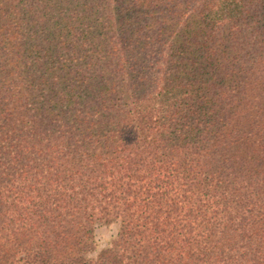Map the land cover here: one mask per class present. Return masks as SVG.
<instances>
[{"label": "trees", "instance_id": "trees-1", "mask_svg": "<svg viewBox=\"0 0 264 264\" xmlns=\"http://www.w3.org/2000/svg\"><path fill=\"white\" fill-rule=\"evenodd\" d=\"M10 181L80 197L38 240L10 231L0 264L24 244L25 264H264V0H0ZM94 200L130 219L87 257Z\"/></svg>", "mask_w": 264, "mask_h": 264}, {"label": "rangeland", "instance_id": "rangeland-1", "mask_svg": "<svg viewBox=\"0 0 264 264\" xmlns=\"http://www.w3.org/2000/svg\"><path fill=\"white\" fill-rule=\"evenodd\" d=\"M170 178V179H169ZM168 184V188L172 191H176L179 193L180 183L183 181L174 180L171 178L170 174H165L164 178ZM15 183V185H22L21 181H10L7 188L2 190L0 195V248L4 243H6L7 239L11 235L13 229L18 228L19 230L25 229L26 227L30 228L29 233L33 234V231H36L37 234L35 237H40L43 232L49 229L45 228L46 225L42 223L43 216L54 215L63 218V214L70 208H73L77 200L79 199V195L74 194L69 188L66 187H52L49 189L39 190V187L34 189H29L27 182H24L26 188L14 187L11 188V185ZM120 184V183H119ZM119 184H113L111 181L109 182L108 190L112 188H118ZM124 181V185H125ZM133 186L138 184L137 179H133L131 181ZM145 195V192H142V195L138 197L137 202L143 200L142 196ZM178 195V194H175ZM174 196V195H173ZM134 196L132 194L126 195L125 200H121V204L124 202H132L134 201ZM100 200H94L91 203V211L96 208V222L93 224L95 230V238H91L90 241H93L95 245L94 250L91 253L85 254L87 257L93 256L95 257L97 252H99L103 247L108 246L113 243L114 239L118 237L117 233L120 226V221L123 218L130 219L129 216L124 217L120 212V215H117L116 211L113 213V216L116 220L107 222L103 214L100 213L101 207L105 205H109V203L104 200L102 203H99ZM133 210L135 209L132 207ZM134 212V211H131ZM60 221L58 220V224ZM62 223V222H61ZM5 230V225H10ZM58 229H63L62 224L58 227ZM43 230V232H41ZM41 232V233H39ZM147 237L140 236H127V244L130 245H138L139 243H143ZM1 252V249H0ZM15 256L10 259V263L8 264H25L28 263L29 257L31 258L33 253L30 251V248L24 244L20 247V249H15ZM67 260H61V264H67Z\"/></svg>", "mask_w": 264, "mask_h": 264}]
</instances>
